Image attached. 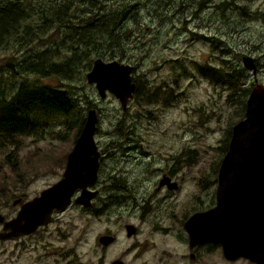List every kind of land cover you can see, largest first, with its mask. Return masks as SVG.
Here are the masks:
<instances>
[{"label":"rangeland","instance_id":"rangeland-1","mask_svg":"<svg viewBox=\"0 0 264 264\" xmlns=\"http://www.w3.org/2000/svg\"><path fill=\"white\" fill-rule=\"evenodd\" d=\"M102 2L97 4L106 5L107 12L122 11L125 6L124 0ZM131 4L136 9V16L127 21L132 34L125 45V58L115 59L133 65V78L151 90H160L157 100L151 101L152 97L141 100L133 95L123 109L113 93L100 97L95 85L86 80L87 70L82 81L63 83L76 89L75 95L86 108L85 112L89 107L97 110L98 131L94 138L110 154L112 159L107 162L112 164L118 157L126 156L124 150L114 146L121 138L118 131L123 127H129L134 143L145 152L136 153L138 166L131 165L134 173L145 172L141 164H147L140 163L144 157L158 165H164L165 157L181 156L186 160L183 171H187L188 179L182 192L174 197L177 210L186 209L192 207L195 175L217 168L225 153L222 146L228 130L243 117H238L242 104L235 89L251 87L255 81L264 85V19L241 12V7L248 13L264 9V0H133ZM82 7L76 3L79 12ZM63 49L64 46L59 47V51ZM11 51H1L0 63ZM244 55L257 57L262 62L255 74L243 65ZM222 59L229 61L228 64L224 65ZM208 65L223 71L237 66L244 69L245 76L235 88L229 87L201 73L200 66ZM5 78L8 81V75ZM41 81L60 84L55 77ZM74 135V130L55 125L45 127L43 132L19 134L15 143L0 147V212L5 217L16 216L19 206L12 204L13 198H31L62 176L67 154L75 143ZM139 213L117 205L88 213L74 204L32 239L26 238L28 243L21 238L0 239V264H98L113 258L122 259L126 264H141L150 258L152 262L151 251L135 254L136 240L126 236L122 222L140 226V241L161 240L159 237L173 233L154 229V217L147 221ZM177 229L186 235L182 227ZM108 230L118 238L109 248L102 249L97 237ZM165 246L172 248L169 239L165 240ZM158 251L159 248L154 250ZM203 260L227 264L209 250L205 251ZM182 263L194 264L187 257L178 260L177 255L171 256L170 264ZM230 264L249 263L239 259Z\"/></svg>","mask_w":264,"mask_h":264},{"label":"trees","instance_id":"trees-1","mask_svg":"<svg viewBox=\"0 0 264 264\" xmlns=\"http://www.w3.org/2000/svg\"><path fill=\"white\" fill-rule=\"evenodd\" d=\"M100 1L0 0V53L12 50L0 63V147L15 143L19 134L43 132L45 127L55 125L74 130L75 139L86 108L80 105L76 89L63 82L82 81L84 72L97 57L124 59L125 45L132 34L127 21L136 16L133 0H124L126 7L123 5L122 11L115 12H107L106 5L97 4ZM76 3L82 4L81 12ZM241 8L243 15L264 19V9L248 13ZM61 46L64 49L59 51ZM254 60L257 67L262 64L257 57ZM228 62L222 59L224 65ZM213 66H200V71L229 87L235 88L245 76L244 69L237 66L224 71ZM51 77L59 79L60 84L41 81ZM133 80L134 96L157 100L160 90H151L136 77ZM249 89H235L242 104L238 117L244 113ZM37 127H41L39 131ZM230 133L231 129L223 141L224 152Z\"/></svg>","mask_w":264,"mask_h":264},{"label":"water","instance_id":"water-1","mask_svg":"<svg viewBox=\"0 0 264 264\" xmlns=\"http://www.w3.org/2000/svg\"><path fill=\"white\" fill-rule=\"evenodd\" d=\"M242 63L256 73L257 65L252 56L244 55ZM132 71L133 65L129 63L97 57L85 77L95 85L100 97L111 92L125 109L136 89ZM98 120L95 107H89L57 181L24 202L15 217L4 220L0 213V223L3 222L0 238L19 236L46 224L53 211L67 207L77 188L81 191L74 201L83 206L90 204L89 199L95 192L86 188L95 182L99 166L100 152L94 138ZM217 180L215 205L194 213L184 224L190 245L218 242L229 259L242 256L264 264V85L261 82L251 85L243 117L231 126ZM7 229L8 232H4ZM126 229L128 235L134 231L130 224ZM112 240L109 234L99 237L103 244ZM111 264L123 263L114 260Z\"/></svg>","mask_w":264,"mask_h":264},{"label":"flooded vegetation","instance_id":"flooded-vegetation-1","mask_svg":"<svg viewBox=\"0 0 264 264\" xmlns=\"http://www.w3.org/2000/svg\"><path fill=\"white\" fill-rule=\"evenodd\" d=\"M129 103V102H128ZM128 106V104H127ZM98 128H96L94 135L96 136ZM121 137L114 146L125 151L126 156L118 157L112 164L107 162L111 160L110 154L104 150L100 141H96L97 147L100 152L99 156V166L97 170V177L93 184L87 186L88 191H93L95 194L89 199L90 204L88 206H83L82 204L76 203L74 199L80 194V189L77 188L71 195L70 203L63 210L53 211L51 213V219L46 224L38 225L34 230L30 232L23 233L19 236L6 237L7 239H18L21 238L23 242H27L26 238L32 239L40 230L48 227L51 222L55 221L56 216L63 213L66 209L74 204H78L83 210L88 213H96L98 210H106L111 205H117L119 207L125 206L136 212H140V217L144 220L152 216L156 222V226L160 232L169 233L172 232L173 235L168 237L161 236V240L150 241L147 238L138 239V234L140 232V226L134 222L125 221L122 222L126 236L128 238L135 239L133 249H136L135 254L137 256L142 255L145 250L151 251L153 255V261L150 262L143 260L141 264H170L171 256L177 255V259L181 257H187L194 264H210L203 260V255L206 250L210 253H215V257L220 258L224 263L230 264L234 263L239 259L246 260L249 264H258L246 257H237L234 259H229L224 256L222 246L218 242L206 241L200 243H194L190 245L189 235L184 227L185 222L196 212L204 211L216 203V189H217V174L219 169V163L217 164V170L214 172H199L195 175L194 184V197L191 200L192 204L189 208H176V195H179L186 183L188 176L187 171H183L186 166V160L182 159L181 156L176 157H165L164 165H158V163L151 161L150 158H142L140 163L141 170L145 172H133L132 164L137 165L138 161H135L139 156L136 153H143L144 151L139 150L138 146L134 143V138L132 137V132L129 127H123L118 131ZM141 147V145H140ZM183 153L180 152V155ZM147 160V161H146ZM138 166V165H137ZM216 169V167H215ZM52 184V183H51ZM50 184V185H51ZM44 189V188H43ZM42 190V189H41ZM40 190V191H41ZM39 191V193H40ZM199 192V193H198ZM36 194L31 198L23 199L22 197H15L12 199L13 205H18V209L15 214H17L20 206L32 199L33 197L39 195ZM203 193L206 195L204 196ZM201 194L204 196L202 197ZM206 200V201H205ZM215 200V201H214ZM193 201L195 203L193 204ZM208 203H205L207 202ZM1 213V212H0ZM2 214V213H1ZM3 215V214H2ZM4 220L13 218L5 217ZM132 225L134 231L131 235L127 234V225ZM2 232L3 222L0 223ZM182 227L186 235H182L180 229L176 228ZM7 229L4 232H8ZM62 232V231H61ZM109 234L113 236V240L107 244H103L99 241L100 235ZM0 238V239H6ZM118 236L116 233L111 231H106L101 233L97 237V242L102 249H107L117 241ZM158 238V239H159ZM169 239L172 243V248L165 246V240ZM35 241V238H34ZM41 243L40 240H37ZM50 242V240H49ZM156 248H159L158 252H154ZM171 249H175L174 253H170ZM221 255V256H220ZM222 257V258H221ZM114 260H119L123 264H126L122 259L113 258L108 262L103 261L98 264H111ZM184 264V263H182Z\"/></svg>","mask_w":264,"mask_h":264}]
</instances>
